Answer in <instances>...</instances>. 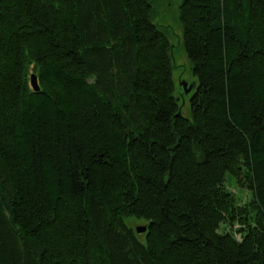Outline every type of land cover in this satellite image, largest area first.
<instances>
[{"label":"trees","instance_id":"16d2710c","mask_svg":"<svg viewBox=\"0 0 264 264\" xmlns=\"http://www.w3.org/2000/svg\"><path fill=\"white\" fill-rule=\"evenodd\" d=\"M178 11L190 118L154 0H0V264H264V0Z\"/></svg>","mask_w":264,"mask_h":264},{"label":"rangeland","instance_id":"374dc122","mask_svg":"<svg viewBox=\"0 0 264 264\" xmlns=\"http://www.w3.org/2000/svg\"><path fill=\"white\" fill-rule=\"evenodd\" d=\"M182 0H154V8L156 16L152 18L154 24H158L165 30L169 43L171 45V58L173 64V82L175 86L174 95L178 97V105L180 107V114L185 118H190L189 112V98L194 92L197 80L192 74L190 62L187 58L186 52L183 46V29L179 21V5ZM185 80L189 85L193 87L192 92L188 95L179 93V83ZM226 181L231 185L229 189L233 193L237 200L243 202L251 198V193L247 189H242L238 186L235 178L229 173L225 176ZM130 226L134 229L137 226L145 225L141 221H130ZM224 229V224L220 225V231Z\"/></svg>","mask_w":264,"mask_h":264},{"label":"water","instance_id":"95a60500","mask_svg":"<svg viewBox=\"0 0 264 264\" xmlns=\"http://www.w3.org/2000/svg\"><path fill=\"white\" fill-rule=\"evenodd\" d=\"M30 85L34 91L37 92L39 90V87L37 84V77L34 74L30 75ZM179 88L181 92L185 95L190 94L193 89V87L189 85L185 80L180 81ZM146 230H147V225L137 226L135 228V231L137 232V234L145 233Z\"/></svg>","mask_w":264,"mask_h":264},{"label":"bare ground","instance_id":"6f19581e","mask_svg":"<svg viewBox=\"0 0 264 264\" xmlns=\"http://www.w3.org/2000/svg\"><path fill=\"white\" fill-rule=\"evenodd\" d=\"M31 75V74H30ZM30 75H29V84H30ZM35 75V74H34ZM36 76V75H35ZM30 87H31V85H30ZM39 91V90H38ZM179 93H181V90L179 89ZM180 108V107H179ZM178 114H180V109H179V112H178ZM136 228V227H135ZM135 228H134V231H135ZM148 228V227H147ZM147 231V230H146ZM145 231V232H146ZM135 233L137 234V232L135 231ZM143 234H145V233H142V234H137V235H139V236H141V235H143Z\"/></svg>","mask_w":264,"mask_h":264}]
</instances>
